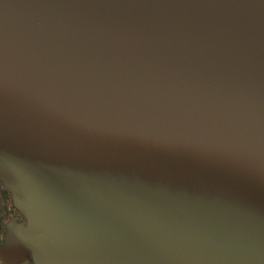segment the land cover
<instances>
[{"label":"water","instance_id":"obj_1","mask_svg":"<svg viewBox=\"0 0 264 264\" xmlns=\"http://www.w3.org/2000/svg\"><path fill=\"white\" fill-rule=\"evenodd\" d=\"M3 264H264V0H0Z\"/></svg>","mask_w":264,"mask_h":264},{"label":"flooded vegetation","instance_id":"obj_2","mask_svg":"<svg viewBox=\"0 0 264 264\" xmlns=\"http://www.w3.org/2000/svg\"><path fill=\"white\" fill-rule=\"evenodd\" d=\"M10 220L20 221V217L11 204L7 190L0 185V246L2 244L6 223Z\"/></svg>","mask_w":264,"mask_h":264},{"label":"snow or ice","instance_id":"obj_3","mask_svg":"<svg viewBox=\"0 0 264 264\" xmlns=\"http://www.w3.org/2000/svg\"><path fill=\"white\" fill-rule=\"evenodd\" d=\"M0 264H2V262H0Z\"/></svg>","mask_w":264,"mask_h":264}]
</instances>
